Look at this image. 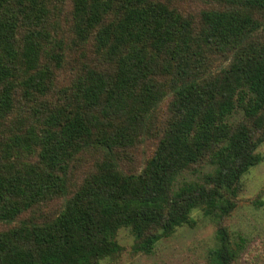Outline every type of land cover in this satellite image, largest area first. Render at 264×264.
<instances>
[{
	"label": "trees",
	"instance_id": "16d2710c",
	"mask_svg": "<svg viewBox=\"0 0 264 264\" xmlns=\"http://www.w3.org/2000/svg\"><path fill=\"white\" fill-rule=\"evenodd\" d=\"M54 1L0 0V264H99L123 250V227L133 253L151 255L194 226V209L216 223L210 262L234 264L244 240L226 221L262 160L264 0H228L239 9L197 18L152 0H72L69 41ZM87 48L93 61L70 65ZM168 95L171 117L156 133ZM17 96L34 102L31 114L14 113ZM145 137L157 139L154 153L123 173L121 158ZM91 150L100 160L76 186L72 163ZM206 159L211 173L174 188ZM53 198L57 211L30 213Z\"/></svg>",
	"mask_w": 264,
	"mask_h": 264
},
{
	"label": "rangeland",
	"instance_id": "374dc122",
	"mask_svg": "<svg viewBox=\"0 0 264 264\" xmlns=\"http://www.w3.org/2000/svg\"><path fill=\"white\" fill-rule=\"evenodd\" d=\"M167 6L177 8L184 15L198 17L199 12L206 9L229 10L239 9L228 3V0H152ZM57 7V17L60 18V36L68 41L71 39L68 33L70 11L72 0H55L52 2ZM254 16L262 18V14L254 12ZM264 30V25H263ZM83 58L80 50H76L70 55V65H74L75 60L82 62H92L93 57L90 49L85 50ZM217 57V56H216ZM215 57V58H216ZM69 64L60 73L59 86L66 84L70 80ZM16 113L21 115L31 114V108L35 106L32 101H24L20 96L16 97ZM51 100V94L46 101ZM172 96L168 95L154 112L157 118L155 132L164 128L171 117L170 106ZM232 121L238 123L242 121V115L236 113ZM153 137V136H152ZM144 138L135 148L125 152L120 160V170L125 174L138 173L146 160L155 151L157 139ZM257 152L261 155V162L251 167L241 179L240 191L237 195V206L227 219L226 225L230 229L234 241L244 240V245L239 250L238 258L234 264H264V142L258 147ZM100 160V153L93 150L81 153L78 161H73L70 176L76 186L80 185L84 177L89 174L97 161ZM195 171H185L179 175L174 184L176 189L182 183L199 182L203 175L211 173L215 166L206 159L200 165L195 166ZM60 198H53L43 202L30 212L32 215H50L57 211L61 205ZM259 201L262 204H259ZM194 226H181L168 238L160 240L151 255L135 254L132 251L134 238L130 229L123 227L119 229L116 240L122 246L120 254L101 260L99 264H212L208 258V252L217 244L215 237L216 223L210 217L203 214L200 209L191 212ZM6 229L0 225V230Z\"/></svg>",
	"mask_w": 264,
	"mask_h": 264
}]
</instances>
